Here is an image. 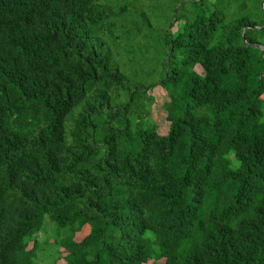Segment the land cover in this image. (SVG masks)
I'll use <instances>...</instances> for the list:
<instances>
[{
  "label": "trees",
  "instance_id": "16d2710c",
  "mask_svg": "<svg viewBox=\"0 0 264 264\" xmlns=\"http://www.w3.org/2000/svg\"><path fill=\"white\" fill-rule=\"evenodd\" d=\"M262 1L176 4L141 86L108 44L149 22L0 0V264H264Z\"/></svg>",
  "mask_w": 264,
  "mask_h": 264
},
{
  "label": "rangeland",
  "instance_id": "374dc122",
  "mask_svg": "<svg viewBox=\"0 0 264 264\" xmlns=\"http://www.w3.org/2000/svg\"><path fill=\"white\" fill-rule=\"evenodd\" d=\"M111 1L112 2L101 0V3L104 5H111L116 11L119 9H125L126 15L124 14L125 16H122V20L120 19L121 21L129 23L130 20L140 21L141 19L145 23L149 22V25L145 26V29L140 35L131 32L132 35L124 37L121 43L108 44L110 48L109 52H111L108 57L111 63L116 65L120 61L132 84L144 86L149 83V79L147 78L148 71L156 68L157 58L159 57L154 53L153 44L144 36L148 35L150 40L158 41L162 36L160 30H163L164 23L168 21L171 15L174 16L173 9L176 4H178L177 7H179L182 0ZM139 25H143V23H139ZM103 52L107 53L108 51L103 50ZM148 96L153 98V102L149 104V118L157 125L160 133H166L167 125L165 123L163 104L168 101L167 95L161 88L157 87L151 90L148 93ZM46 226L47 230L45 233ZM53 227V225L48 223L47 218H45L44 229L38 237L39 243L44 244L47 242V239H51V233L49 231L52 232ZM85 232L83 231L77 239L80 240L83 238ZM52 249L53 247L51 245L46 244L43 250L46 251L45 254L47 255L52 252ZM38 257L37 264H48V260L45 261V257L42 254H39Z\"/></svg>",
  "mask_w": 264,
  "mask_h": 264
},
{
  "label": "water",
  "instance_id": "95a60500",
  "mask_svg": "<svg viewBox=\"0 0 264 264\" xmlns=\"http://www.w3.org/2000/svg\"><path fill=\"white\" fill-rule=\"evenodd\" d=\"M261 6H262V7L264 6V0L262 1V4H261ZM243 39H245V38H244V36H243Z\"/></svg>",
  "mask_w": 264,
  "mask_h": 264
}]
</instances>
